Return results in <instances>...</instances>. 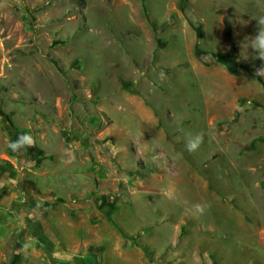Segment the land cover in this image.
Here are the masks:
<instances>
[{"label": "rangeland", "instance_id": "rangeland-1", "mask_svg": "<svg viewBox=\"0 0 264 264\" xmlns=\"http://www.w3.org/2000/svg\"><path fill=\"white\" fill-rule=\"evenodd\" d=\"M179 2L0 0V264H264V0Z\"/></svg>", "mask_w": 264, "mask_h": 264}, {"label": "clouds", "instance_id": "clouds-1", "mask_svg": "<svg viewBox=\"0 0 264 264\" xmlns=\"http://www.w3.org/2000/svg\"><path fill=\"white\" fill-rule=\"evenodd\" d=\"M259 22L260 30L252 37L250 41H248L249 47L255 52L256 58L264 60V18L257 19ZM257 75H264V67L257 69ZM203 143V134H196L191 136L187 142V149L190 152H195L199 149L201 144ZM35 146V141L32 136L29 134L20 135L15 141H11L8 143V147L16 153H20L27 148ZM166 194V193H165ZM195 211L203 215L207 206L204 204H196L194 205Z\"/></svg>", "mask_w": 264, "mask_h": 264}, {"label": "trees", "instance_id": "trees-1", "mask_svg": "<svg viewBox=\"0 0 264 264\" xmlns=\"http://www.w3.org/2000/svg\"><path fill=\"white\" fill-rule=\"evenodd\" d=\"M86 0H81V2H85ZM143 3L145 5L146 8V0H143ZM190 5V0H180L179 2V8L184 11L186 10ZM236 19L235 16L233 14L229 15L226 19V26H225V33L226 35L231 38L232 34H233V28L235 25Z\"/></svg>", "mask_w": 264, "mask_h": 264}]
</instances>
